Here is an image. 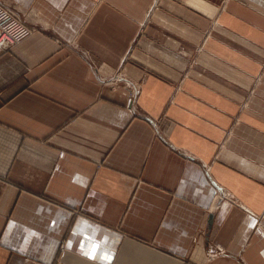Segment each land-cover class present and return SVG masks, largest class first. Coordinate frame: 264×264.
Here are the masks:
<instances>
[{
	"label": "crops",
	"instance_id": "crops-1",
	"mask_svg": "<svg viewBox=\"0 0 264 264\" xmlns=\"http://www.w3.org/2000/svg\"><path fill=\"white\" fill-rule=\"evenodd\" d=\"M2 2L0 264H264V0Z\"/></svg>",
	"mask_w": 264,
	"mask_h": 264
},
{
	"label": "built area",
	"instance_id": "built-area-1",
	"mask_svg": "<svg viewBox=\"0 0 264 264\" xmlns=\"http://www.w3.org/2000/svg\"><path fill=\"white\" fill-rule=\"evenodd\" d=\"M31 28L24 23L19 13L0 0V54L10 50L15 44L27 37ZM211 255L215 250L209 248ZM31 264H42L31 261Z\"/></svg>",
	"mask_w": 264,
	"mask_h": 264
},
{
	"label": "snow or ice",
	"instance_id": "snow-or-ice-1",
	"mask_svg": "<svg viewBox=\"0 0 264 264\" xmlns=\"http://www.w3.org/2000/svg\"><path fill=\"white\" fill-rule=\"evenodd\" d=\"M96 247H97V246L94 245L92 251H95V250H96ZM93 258H95V257H93Z\"/></svg>",
	"mask_w": 264,
	"mask_h": 264
},
{
	"label": "bare ground",
	"instance_id": "bare-ground-1",
	"mask_svg": "<svg viewBox=\"0 0 264 264\" xmlns=\"http://www.w3.org/2000/svg\"><path fill=\"white\" fill-rule=\"evenodd\" d=\"M155 2V1H154ZM155 5V4H154Z\"/></svg>",
	"mask_w": 264,
	"mask_h": 264
}]
</instances>
